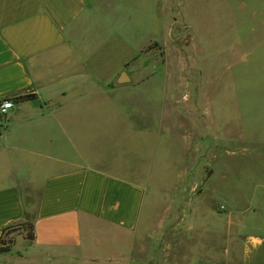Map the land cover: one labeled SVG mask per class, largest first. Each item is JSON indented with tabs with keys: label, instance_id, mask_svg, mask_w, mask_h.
Segmentation results:
<instances>
[{
	"label": "rangeland",
	"instance_id": "rangeland-1",
	"mask_svg": "<svg viewBox=\"0 0 264 264\" xmlns=\"http://www.w3.org/2000/svg\"><path fill=\"white\" fill-rule=\"evenodd\" d=\"M121 1L110 11L119 18L83 27L95 83L129 79L105 99L119 107L78 122V160L144 185L141 228L158 213L150 264H214L230 245L224 204L240 191L245 203L247 170L264 159V0ZM25 234L14 225L5 239L13 247ZM125 254L136 258L131 235Z\"/></svg>",
	"mask_w": 264,
	"mask_h": 264
},
{
	"label": "crops",
	"instance_id": "crops-1",
	"mask_svg": "<svg viewBox=\"0 0 264 264\" xmlns=\"http://www.w3.org/2000/svg\"><path fill=\"white\" fill-rule=\"evenodd\" d=\"M119 1L0 0V99L14 103L0 117V238L20 222L34 230L31 242L20 237L0 252V264H150L147 235L158 213L141 228L144 185L78 160V122L95 106L119 107L105 99L125 91L129 79L120 81L122 72L118 83H95V49L83 35L95 15L119 18L110 14ZM95 92L104 99L94 101ZM21 94L36 99L15 102ZM129 160L134 172L136 158ZM249 168L245 203L240 191L224 204L230 245L214 264H264V159ZM128 235L133 261L124 259Z\"/></svg>",
	"mask_w": 264,
	"mask_h": 264
},
{
	"label": "trees",
	"instance_id": "trees-1",
	"mask_svg": "<svg viewBox=\"0 0 264 264\" xmlns=\"http://www.w3.org/2000/svg\"><path fill=\"white\" fill-rule=\"evenodd\" d=\"M36 99V95L35 94H21L18 95L14 98L15 102H23V101H32ZM14 225H18L21 227H24L26 230V234L24 235V238L28 241H32L34 239V230H33V224L31 222H20V223H16V224H12L9 225L5 228H3L2 230V235L0 238V252H8L10 250V240H6L5 236L7 234H10V232H12V228ZM8 244V245H6Z\"/></svg>",
	"mask_w": 264,
	"mask_h": 264
},
{
	"label": "built area",
	"instance_id": "built-area-1",
	"mask_svg": "<svg viewBox=\"0 0 264 264\" xmlns=\"http://www.w3.org/2000/svg\"><path fill=\"white\" fill-rule=\"evenodd\" d=\"M14 103L11 98L0 99V117H2L8 110L13 108Z\"/></svg>",
	"mask_w": 264,
	"mask_h": 264
},
{
	"label": "water",
	"instance_id": "water-1",
	"mask_svg": "<svg viewBox=\"0 0 264 264\" xmlns=\"http://www.w3.org/2000/svg\"><path fill=\"white\" fill-rule=\"evenodd\" d=\"M125 79H128L127 78V75L125 73L122 74V78L120 79V81H124Z\"/></svg>",
	"mask_w": 264,
	"mask_h": 264
}]
</instances>
